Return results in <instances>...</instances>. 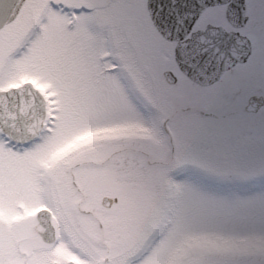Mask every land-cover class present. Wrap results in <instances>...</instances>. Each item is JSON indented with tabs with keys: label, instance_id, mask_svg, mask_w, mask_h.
<instances>
[{
	"label": "snow or ice",
	"instance_id": "1",
	"mask_svg": "<svg viewBox=\"0 0 264 264\" xmlns=\"http://www.w3.org/2000/svg\"><path fill=\"white\" fill-rule=\"evenodd\" d=\"M0 264H264V0H0Z\"/></svg>",
	"mask_w": 264,
	"mask_h": 264
}]
</instances>
